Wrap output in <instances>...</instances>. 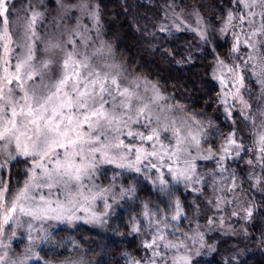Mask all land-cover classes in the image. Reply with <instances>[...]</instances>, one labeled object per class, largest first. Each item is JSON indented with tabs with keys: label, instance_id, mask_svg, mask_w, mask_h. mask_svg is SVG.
Wrapping results in <instances>:
<instances>
[{
	"label": "snow or ice",
	"instance_id": "6c2138e0",
	"mask_svg": "<svg viewBox=\"0 0 264 264\" xmlns=\"http://www.w3.org/2000/svg\"><path fill=\"white\" fill-rule=\"evenodd\" d=\"M204 6L192 12L198 27L181 21L175 31L195 34L202 58L214 62L209 79L219 88L215 97L208 89L205 96L178 99L117 59L101 0H25L19 10L13 0H0V264H88L67 248L45 249L53 243L49 222L105 224L114 205L136 196V184L128 181L139 177L164 207L145 202L139 216L129 217L127 227L142 236L145 255L126 254L127 264H199L201 250L216 251L199 225L191 234L179 231L185 209L212 212L208 232L251 239L248 227L264 218V0H214L209 7L220 9L217 26L203 24ZM164 10L174 13L175 0H165ZM158 32L166 37L172 28L162 25ZM229 37L221 56L218 48ZM184 51L153 49L180 66L192 59L190 46L188 55ZM201 100L207 103L196 111ZM213 106L217 115L208 117ZM201 161L212 162L213 170L201 173ZM241 162L248 192L260 194L259 202L238 195L243 183L231 168ZM180 185L197 200L209 187L212 196L184 205L174 196ZM233 218L239 229L228 224ZM18 229L27 246L11 255L4 240L17 238ZM50 252L63 259L50 260Z\"/></svg>",
	"mask_w": 264,
	"mask_h": 264
},
{
	"label": "trees",
	"instance_id": "16d2710c",
	"mask_svg": "<svg viewBox=\"0 0 264 264\" xmlns=\"http://www.w3.org/2000/svg\"><path fill=\"white\" fill-rule=\"evenodd\" d=\"M201 3L205 6L200 9V13L205 16L208 25H219L220 9L209 7L214 3V0H175L177 7L186 9L195 8ZM125 4H127L126 9ZM101 5L107 39L111 41L116 49L117 57L126 63L131 70H136L152 81L159 82L164 90L169 94L174 93L178 99L182 97H202L207 95L208 89L212 90L213 97L216 96L219 86L215 81L209 79L211 71L209 65L214 62L211 57L207 60L202 58L204 55L203 45L200 44L197 37L190 31L173 32L166 37L164 33L158 32L165 17V0H101ZM213 16H215V19H213ZM147 33H156L155 39L149 38ZM161 37L165 38L161 39ZM229 44L230 38L228 41H221V47L218 48L221 56L228 51ZM158 46H166L168 49L173 47L178 50L183 49L185 50L184 55H188L187 49L190 46L191 62L183 66L175 63L170 64L166 59H162V53L157 52L154 54L153 49ZM202 88L204 89L203 92L200 91ZM188 103L191 104V100H188ZM206 103L207 101L201 100L195 105V110H202ZM216 115L215 106L207 109L208 117ZM222 121L223 118L221 117V123ZM241 127L243 128L241 135L246 138L248 129L243 125ZM245 143L250 145L251 142L246 138ZM247 158L245 156V160ZM213 167L212 162H205L201 166V173H209L213 170ZM231 171H235L237 178L243 183V189L238 195H254V198L259 202L261 199L260 194L248 192V184L245 182L248 175L246 165L243 162L238 167L233 164ZM109 175H111V172ZM224 175L227 176L228 173ZM216 179L219 180V177H216ZM123 180L124 177H121L116 183H123ZM12 183L14 184V178ZM128 183L136 184V200L143 199L163 209L164 205L160 203L159 195L150 182L145 181L143 177H139L135 181L129 180ZM177 187L179 191H174V196L178 197L184 205L191 204L195 207L212 196L211 187L200 197V200L196 199V193L185 190L182 185ZM123 204L126 209L119 211L116 216L115 223L118 234L115 236L106 237L99 231L85 226H81L74 232L59 229L54 235L53 247L58 246V251L67 248L70 252L69 239L73 237L79 246L88 249L90 254L99 255L101 257L100 264H127L126 254L135 256L137 259L144 256L145 252L141 248V237L131 234L129 227H127L130 224L129 217L139 216L143 210L142 205L139 201L135 203L124 202ZM185 211L187 219L179 222V231L188 232L199 225L205 233V240L216 247V251H206L205 256L196 259L199 264H225V261L231 257H235L234 264H264V244L259 242L260 229L264 226V218H261L259 224L255 220L253 221V226L248 227L251 239H244L235 235L228 237L219 231L208 232L206 217L211 216L212 212L207 211L205 207H201L195 212L188 209H185ZM224 215L227 216V213H224ZM228 224L237 229L242 226L241 223H237L235 218L229 220ZM209 236L211 239H209ZM49 259L61 260L63 257H55L50 252Z\"/></svg>",
	"mask_w": 264,
	"mask_h": 264
},
{
	"label": "rangeland",
	"instance_id": "374dc122",
	"mask_svg": "<svg viewBox=\"0 0 264 264\" xmlns=\"http://www.w3.org/2000/svg\"><path fill=\"white\" fill-rule=\"evenodd\" d=\"M45 2L47 3V0H45ZM13 3L15 4V8L17 10H19L25 5V0H13ZM193 9L194 8H191V9H186V8H182V7L179 8V7H177L175 5V12L174 13L171 12V11H168L167 14H165V10H164V16L165 17H164V20H163L161 26L162 25H168L170 28H172V33L173 32H177V31H175V25L179 24L181 21H183V25H181L182 27L183 26H188V27H191V28L198 27L197 17L192 14ZM200 14L203 17V24L206 25V26H209L205 16L202 13H200ZM177 17H178V19H177ZM230 40H231V38H230ZM116 57H117V55H116ZM117 59L119 61H121L118 57H117ZM258 91L259 90L257 89V92ZM205 162H210V161H201V162H199V164H200L199 171L200 172H201V166ZM257 171H259V169H257ZM109 174H110V172H109ZM15 183H16V180L14 178V184ZM121 184H122V182H117V185H121ZM14 191H15V189H14ZM135 200H136L135 197L133 199H131V200H120L119 201V207H117L116 205L113 206L114 207V211L107 218V222L105 224L86 223L84 220L74 221V222H72L70 224L58 223V222H55V221L49 222L51 224V227L48 228V231L52 234L53 243L51 245H45V249L47 250V249H51L53 247L54 240H55L54 239V235H55L56 231H58L59 229L68 230V232H74L77 229H79L81 226H85V227H89L92 230L99 231L100 233L104 234L106 237L115 236L116 234H118V229H117V226H116V223H115V219H116V216H117L119 211L126 209V207L123 204L124 202L135 203V202L139 201L142 206H143V204L145 202H147L149 204H154V203L148 202V201L143 200V199H138L136 201ZM94 207H95V210L97 212H101L103 210L102 209V202H100V201H97L96 204L94 205ZM86 219H87V217H86ZM192 230H194V229H192ZM192 230L188 231V233L191 234ZM21 232H22V230L18 229L17 230V238H11L10 234H9V237L4 240L5 244H10L11 245V251H10L11 255H19L21 252H23V250L27 246V242L26 241L24 243L20 242L23 239V236L21 235ZM140 237L142 239V236H140ZM69 240H70L69 242L75 241L73 237L70 238ZM69 249L71 250L70 252H72L74 256L83 255L85 260L88 262V264H100V262H101V257L99 255L90 254L88 249H84L81 246H80V249H81L80 252H74L71 243H70ZM206 251H207L206 249L201 250V255L197 256L195 259H198V258H201V257L205 256V252ZM41 255H43V253H41Z\"/></svg>",
	"mask_w": 264,
	"mask_h": 264
}]
</instances>
